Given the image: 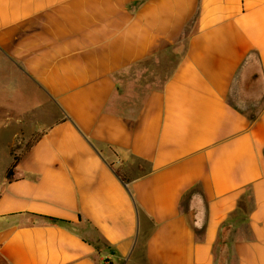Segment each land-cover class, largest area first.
Masks as SVG:
<instances>
[{
    "label": "crops",
    "instance_id": "obj_1",
    "mask_svg": "<svg viewBox=\"0 0 264 264\" xmlns=\"http://www.w3.org/2000/svg\"><path fill=\"white\" fill-rule=\"evenodd\" d=\"M253 52L264 84V0H0V264H264Z\"/></svg>",
    "mask_w": 264,
    "mask_h": 264
},
{
    "label": "rangeland",
    "instance_id": "obj_2",
    "mask_svg": "<svg viewBox=\"0 0 264 264\" xmlns=\"http://www.w3.org/2000/svg\"><path fill=\"white\" fill-rule=\"evenodd\" d=\"M158 57L157 58L155 57L149 60L147 64L134 67L132 70L126 73L129 74V76H131L132 78L131 80H133L134 82L139 81L141 77L142 80L145 79V81L149 83V86L150 85L159 86L162 75H165L167 73L166 70H168V68L175 62L176 57L164 56L162 61ZM238 89L242 90V92L240 93L241 95L240 97L237 93ZM251 90H252L251 88H246V87L244 88L243 79L239 78L237 79V82L234 85L230 98L237 105L243 106L245 108H248L249 106H254V107L261 106L264 102L263 101L264 92L261 93V96L260 95L258 96L256 93L251 92ZM259 91L261 92V90ZM258 94L260 93L258 92ZM241 98H250V99L249 100L247 99V101H244ZM5 123L7 122L3 121V126H0V178L3 172H5V170L9 166V163L11 161V157L6 150V147L3 145V140L4 141L12 140V138L14 137L15 131L18 128V121L16 120H12V122L8 123L7 125H4ZM1 139H2V144H1ZM19 147H20L19 145H16L11 149V152L12 154H14V157L17 156L16 153L19 152ZM95 238L96 237H94V239ZM223 248L224 247L222 245L218 250V261L220 258L222 259L223 256L226 257Z\"/></svg>",
    "mask_w": 264,
    "mask_h": 264
},
{
    "label": "trees",
    "instance_id": "obj_3",
    "mask_svg": "<svg viewBox=\"0 0 264 264\" xmlns=\"http://www.w3.org/2000/svg\"><path fill=\"white\" fill-rule=\"evenodd\" d=\"M243 67H245V70H246V73H245L246 76L244 77V80H243L244 88L245 87L251 88L252 85H254V87L258 89V92L260 93L259 95L261 96V93L264 92V84H263V72L261 69V64H260V60H259L258 55L254 52L249 54V56L245 60ZM237 79H239V78H237ZM240 79H242V78H240ZM259 90H261V92ZM241 92H242V90H239V89L237 90L239 97L241 96L240 95ZM241 99H243L244 101H247V99L249 100L250 98H241ZM255 99H257V98H255ZM250 118L254 119L255 115H252ZM18 159H19L18 156H15L14 161L12 162V164L9 166V168L7 170V178L9 180L12 179V173H13L16 165H17ZM198 192H199V190H195L189 194V197L187 199L188 204L190 203L192 196L196 193L198 194ZM199 194H200V192H199ZM188 211H190V204L188 205ZM49 220L52 222L67 223V221L57 219V218H49ZM193 224L195 225V229L198 230L199 229V228H197L198 226L194 222H193ZM218 264H226V257L223 256L222 259L220 258Z\"/></svg>",
    "mask_w": 264,
    "mask_h": 264
}]
</instances>
